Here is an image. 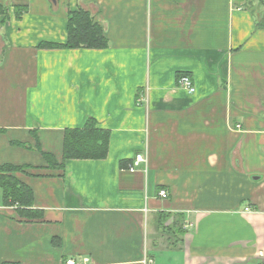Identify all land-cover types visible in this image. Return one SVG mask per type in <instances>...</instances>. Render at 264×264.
<instances>
[{
    "label": "crops",
    "instance_id": "crops-1",
    "mask_svg": "<svg viewBox=\"0 0 264 264\" xmlns=\"http://www.w3.org/2000/svg\"><path fill=\"white\" fill-rule=\"evenodd\" d=\"M79 10L106 49L38 48L64 44ZM89 118L106 156L49 168L40 151L60 164ZM4 165L33 200L0 190V264L264 263V4L0 0Z\"/></svg>",
    "mask_w": 264,
    "mask_h": 264
},
{
    "label": "trees",
    "instance_id": "trees-1",
    "mask_svg": "<svg viewBox=\"0 0 264 264\" xmlns=\"http://www.w3.org/2000/svg\"><path fill=\"white\" fill-rule=\"evenodd\" d=\"M264 4V0H261ZM108 47L102 28L89 12L79 10L68 17L67 39L64 44L42 43L40 49H93ZM109 133L99 129L95 120L89 118L80 129H67L62 145V162L58 164L50 154H40L49 168L62 169L67 160H100L107 154ZM24 147V146H23ZM25 171L24 167L0 166V190L5 205H18L24 209L32 206V192L14 177V173ZM264 264V263H262Z\"/></svg>",
    "mask_w": 264,
    "mask_h": 264
},
{
    "label": "built area",
    "instance_id": "built-area-1",
    "mask_svg": "<svg viewBox=\"0 0 264 264\" xmlns=\"http://www.w3.org/2000/svg\"><path fill=\"white\" fill-rule=\"evenodd\" d=\"M177 87L185 90L189 94H194L195 93V87L193 84L192 79L190 78L189 75H180L177 79ZM146 164V156L142 153H138L134 156L133 162L129 168L130 171H134L140 167V165ZM160 197L162 199H165L167 197L166 191H161L160 192ZM246 212H250V208L245 209ZM87 259L82 260V264L87 263ZM65 264H78V261L76 259H67L65 261Z\"/></svg>",
    "mask_w": 264,
    "mask_h": 264
}]
</instances>
